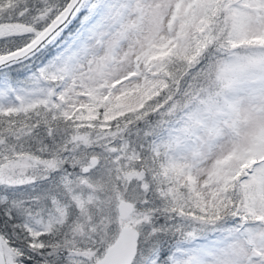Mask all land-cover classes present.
<instances>
[{"label":"snow or ice","instance_id":"1","mask_svg":"<svg viewBox=\"0 0 264 264\" xmlns=\"http://www.w3.org/2000/svg\"><path fill=\"white\" fill-rule=\"evenodd\" d=\"M0 264H264V0H0Z\"/></svg>","mask_w":264,"mask_h":264}]
</instances>
